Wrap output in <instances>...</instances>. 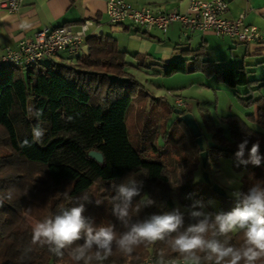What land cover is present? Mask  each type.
<instances>
[{"label": "trees", "instance_id": "obj_1", "mask_svg": "<svg viewBox=\"0 0 264 264\" xmlns=\"http://www.w3.org/2000/svg\"><path fill=\"white\" fill-rule=\"evenodd\" d=\"M86 46V52L68 65L0 69V264H85L71 256L72 249L82 240L58 256L47 244L32 242L34 225L76 206L82 202L79 197L86 193L90 201L85 202L86 216L93 218L97 226L114 224L118 233L125 231L113 216L112 185L131 175L144 181L142 197L155 201L150 207L134 211L133 222L177 207L183 210L195 201L203 202L207 208L214 199H229L227 194L223 198L213 194L211 198L212 182L195 183L182 170L172 171L162 164L143 161L131 144L128 127L133 100L121 92L123 86L137 85L129 72L128 55L119 50L111 37L92 36ZM193 54L192 60L162 65L164 76L201 73L232 90L259 84L250 81L245 66L228 68L223 62H209L204 48ZM151 58L147 56L138 68L150 70L146 63ZM255 93L257 90H250L247 100L240 99L245 108L260 102L255 100ZM174 110L178 111L177 107ZM221 121L228 136L223 129H214L216 146L203 148L208 153L207 168L203 171L210 175L219 168L222 158L229 159L237 175L247 173L240 180V191L246 193L255 183L264 182V160L260 166L244 165L235 154L238 145L247 139L244 159L248 160V153L257 142L260 155L264 156V134L237 117ZM248 121L264 129V104ZM177 122L188 129L181 120ZM36 124L46 129L42 141L21 147L24 139L32 141V127ZM92 152L100 154L103 162L92 160ZM200 154L196 145L191 160L202 164ZM97 200L101 201L99 206ZM220 211L228 212L223 206L217 212ZM220 239L235 246L243 243L240 232ZM198 254L201 264H212L203 259V253ZM151 256L184 259L166 241H156L142 242L130 255L114 246L106 260L93 258L88 264H142ZM256 264H264V257Z\"/></svg>", "mask_w": 264, "mask_h": 264}, {"label": "clouds", "instance_id": "obj_2", "mask_svg": "<svg viewBox=\"0 0 264 264\" xmlns=\"http://www.w3.org/2000/svg\"><path fill=\"white\" fill-rule=\"evenodd\" d=\"M27 22L21 27L27 28ZM40 113L37 112V116ZM46 129L40 124L32 127V141L27 138L21 147H30L31 143H39ZM248 140L238 145L236 158L239 163H251L260 166L264 156L260 155V145H252L245 160ZM229 185L235 183L229 181ZM144 181L129 176L125 181L112 188L115 195L113 201V216L126 229L116 231V225H96L93 218L85 215V202H90L85 193L74 207L64 209L60 214L37 222L32 231V242L47 244L49 250L58 256H63L65 248L77 241H83L71 251L75 261L106 260L112 255L114 246L121 252L130 255L134 248L142 242L166 241L174 251L184 256L186 264H201L203 259L212 264H256L264 257V182H257L248 191H234L232 195L238 203L231 211H205L201 201H195L190 207L181 210L180 207L162 215L153 214L144 220L133 222L132 213L141 208L154 205L151 198L142 197ZM68 197V191L64 193ZM137 197H141L138 201ZM97 206L101 201H96ZM187 221H190L186 223ZM240 232L243 243L239 246L229 244L220 239L229 233ZM95 249L94 254L90 255ZM157 264H175V261H165L163 257Z\"/></svg>", "mask_w": 264, "mask_h": 264}, {"label": "rangeland", "instance_id": "obj_3", "mask_svg": "<svg viewBox=\"0 0 264 264\" xmlns=\"http://www.w3.org/2000/svg\"><path fill=\"white\" fill-rule=\"evenodd\" d=\"M186 41L188 40L184 39L182 43L185 44ZM191 49L200 50L193 44ZM230 49L231 55L222 57L226 66L232 68L245 65L250 81L259 84L250 88L232 90L215 78H208L201 73L167 78L159 68L152 67V61L146 63L147 66L152 65L149 71L137 68L138 62L127 59L130 66H133L130 67L129 72L135 78L137 85L123 86L121 92L133 100V107L128 115V127L131 144L140 153L143 161L162 164L172 171L182 170L195 183L204 182L202 164L194 162L190 156L196 151V141L191 132L177 122L180 121L174 110L177 100L188 106L187 114L194 118L199 127L205 150L216 146L215 128L223 129L224 135L228 136V129L221 120L229 117H237L254 131L264 134L263 128L248 121V117L255 115L258 107L264 104V61L256 62L248 58L243 60L235 54L236 51L245 49L242 45L234 46L231 42ZM179 59H173L172 62ZM48 65L46 62L42 64L45 67ZM61 72L68 74L67 70ZM250 90H257L254 98L260 102L253 108H245L240 99L247 100L250 97L247 95ZM246 174L237 175L232 169V161L222 158L219 168L211 171L209 177L215 186L225 191L229 199L223 197V199H214L204 210L217 212L222 206L227 211L235 208L237 202L232 193L240 191V180ZM229 181L235 183L229 185ZM213 194L215 193L212 189L209 196L213 198Z\"/></svg>", "mask_w": 264, "mask_h": 264}, {"label": "crops", "instance_id": "obj_4", "mask_svg": "<svg viewBox=\"0 0 264 264\" xmlns=\"http://www.w3.org/2000/svg\"><path fill=\"white\" fill-rule=\"evenodd\" d=\"M3 1L11 0H0V2ZM108 1L110 0H23L16 13L0 10V56L4 54L6 49L17 48L22 41L34 37L43 30H52L67 25L75 26L87 20L94 21L97 25V29L93 30L92 36L113 38L117 42L119 50L128 55L127 59L130 58L138 62V64L142 63L147 56L152 57L150 61H152L153 66H151H155L161 71L162 65L175 63L172 62L173 59L181 57V60L179 59L176 62L192 60L194 57L193 53L199 52L203 48L206 50L209 62L224 63V58L222 57L231 55V42L234 46L241 45L232 39H218L209 33H194L183 36L179 24L171 26L166 35L159 32L147 35L132 27H124L123 32L116 33L108 25L106 16V3ZM123 1L136 9L148 8L154 13H169L176 10L184 14L189 4V0ZM222 1L229 6L228 20L237 21L241 15H244V24L246 26L256 27L264 32V0ZM25 22L30 26L27 28L21 27ZM184 39L188 40L185 44L182 43ZM192 44L194 47H199L200 50H192ZM242 46L245 49L238 50L235 54L239 55L243 60L248 58L256 62L264 61V46ZM190 52L193 53L190 54ZM77 57H69L62 54L46 63L57 66L68 65L74 62ZM128 65L130 66L129 63ZM176 107L178 111H182L178 108L177 101Z\"/></svg>", "mask_w": 264, "mask_h": 264}, {"label": "built area", "instance_id": "obj_5", "mask_svg": "<svg viewBox=\"0 0 264 264\" xmlns=\"http://www.w3.org/2000/svg\"><path fill=\"white\" fill-rule=\"evenodd\" d=\"M23 0L0 2V10L16 13ZM229 6L222 0H189L186 13L171 11L154 13L148 8L136 9L123 0L106 3L108 25L114 32H123L124 27H132L150 35L159 32L166 35L171 26L179 24L183 36L194 33L212 34L218 39L229 38L241 45L264 46V32L244 24V15L237 21L227 19ZM97 29L94 21H83L79 25H67L56 29H46L34 37L25 39L15 49H6L0 56V69L40 66L59 55L80 56L86 52V42ZM177 106L184 113L188 106L177 100ZM161 259L151 256L142 264H157ZM175 264H186L184 259H165Z\"/></svg>", "mask_w": 264, "mask_h": 264}, {"label": "water", "instance_id": "obj_6", "mask_svg": "<svg viewBox=\"0 0 264 264\" xmlns=\"http://www.w3.org/2000/svg\"><path fill=\"white\" fill-rule=\"evenodd\" d=\"M176 114L179 116L180 120L182 121V123L189 129V131L191 132L193 138L196 141V144L199 148V150L201 151L200 154V158L202 161V167L205 170L207 168V161H208V153L204 152L203 146H202V133L199 129V127L197 126L194 118L189 115V114H185L182 111H176ZM89 157L98 162V163H102L103 162V158L100 154L97 153H90ZM204 177V182L206 184H210V178L207 172H204L203 174ZM213 191L215 194H217L220 197H226V193L224 190H222L221 188H219L218 186H213Z\"/></svg>", "mask_w": 264, "mask_h": 264}]
</instances>
